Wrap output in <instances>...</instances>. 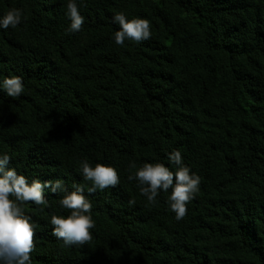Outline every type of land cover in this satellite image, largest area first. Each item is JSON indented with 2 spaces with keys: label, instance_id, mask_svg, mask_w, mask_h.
<instances>
[{
  "label": "trees",
  "instance_id": "trees-1",
  "mask_svg": "<svg viewBox=\"0 0 264 264\" xmlns=\"http://www.w3.org/2000/svg\"><path fill=\"white\" fill-rule=\"evenodd\" d=\"M66 4L0 0V14H24L0 30V74L25 84L0 92V152L29 179L90 186L86 158L120 182L85 192L95 227L82 246L51 235V215L67 214L58 195L27 202L32 264H264V0H80L76 33ZM118 11L147 18L152 37L116 45ZM173 148L201 178L180 221L164 193L148 204L127 179L130 162Z\"/></svg>",
  "mask_w": 264,
  "mask_h": 264
},
{
  "label": "clouds",
  "instance_id": "clouds-1",
  "mask_svg": "<svg viewBox=\"0 0 264 264\" xmlns=\"http://www.w3.org/2000/svg\"><path fill=\"white\" fill-rule=\"evenodd\" d=\"M79 2L67 0L65 16L70 21L66 29L68 33L81 31L85 23ZM23 19L21 8H9L0 14V30L15 29ZM111 20L118 26L112 35L118 46H125V41L140 44L152 37L147 18H128L124 12L118 11L113 13ZM24 90L22 76L11 72L0 74V92L6 97L17 99ZM11 160L9 153L0 152V264H32L30 254L34 248L36 224L32 215L25 212L24 205L31 202L36 206H47V194L58 195L60 208L67 212L66 215H51V235L69 247L82 246L90 241V230L95 227V222L91 215L92 204L85 192H102L115 187L120 182L116 167L104 162L93 165L86 158L80 160L77 172L84 181L90 182L88 186L75 181L67 184L62 178L45 181L29 179L18 171V167L11 166ZM128 169L127 179L136 182L139 194L148 204L155 203L161 193L165 194L167 206L177 221L185 217L187 205L200 191V176L184 162L177 148L165 150L162 160L143 162L139 166L135 161L130 162ZM129 204H135V200H130Z\"/></svg>",
  "mask_w": 264,
  "mask_h": 264
}]
</instances>
